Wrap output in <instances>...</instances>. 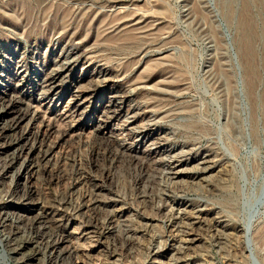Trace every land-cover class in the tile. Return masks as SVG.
I'll use <instances>...</instances> for the list:
<instances>
[{
  "label": "rangeland",
  "instance_id": "374dc122",
  "mask_svg": "<svg viewBox=\"0 0 264 264\" xmlns=\"http://www.w3.org/2000/svg\"><path fill=\"white\" fill-rule=\"evenodd\" d=\"M263 10L0 0V264H264Z\"/></svg>",
  "mask_w": 264,
  "mask_h": 264
},
{
  "label": "bare ground",
  "instance_id": "6f19581e",
  "mask_svg": "<svg viewBox=\"0 0 264 264\" xmlns=\"http://www.w3.org/2000/svg\"><path fill=\"white\" fill-rule=\"evenodd\" d=\"M250 10H251V3H245L244 4V11L246 13V16L248 18V24H247V27L245 29V34H244V42H245V48L247 49L248 53H249V57L251 59H253V51H252V41L254 39V22H253V19L250 15ZM229 11L230 13L233 12V9L232 7L230 6L229 7ZM263 14H264V10L262 11ZM250 16V17H249ZM247 21V20H246ZM247 23V22H246ZM244 24H242V26H244ZM244 29V28H243ZM249 76H250V79H251V82L250 85H251V89H253L254 87V83L252 81V79H255V77L257 76V71L255 69V67L250 66L249 67ZM260 105H264V103H260ZM5 110H3L2 108L0 109V119L5 117ZM22 119V118H21ZM12 128V127H11ZM9 128V129H11ZM260 128V127H259ZM5 130H8V126H4L2 128V133L5 132ZM1 134V133H0ZM261 134V133H260ZM2 135V134H1ZM253 140L254 142L256 143L258 140H259V132H258V125L254 127V130H253ZM14 144L11 142L10 144H8V146H13ZM112 153V152H111ZM113 154V153H112ZM42 155H48L47 152H45V154H42ZM19 156L16 155L15 153L12 154V156L10 157L9 159V164H7V166L5 167L7 169H10L13 167V165L17 162V160L19 159L18 158ZM263 197H264V193H263ZM264 199V198H263ZM258 215L260 216V214L257 212V213H254V216H251L250 217V221L248 223V225L246 226V234L247 236L249 237V241H250V245H249V249H251V251L253 252L254 251V248L252 250V247H253V230L255 231V226L258 222ZM263 215V213H262ZM213 227V226H212ZM59 232V231H58ZM50 237V236H49ZM17 244V242H16ZM27 251V257H28V260H34L37 256V254L39 253L37 250H36V247L33 246V243L30 239H26L21 241L13 250H12V254L13 255H19L21 253H24ZM38 252V253H37ZM63 261V260H62ZM55 264H62V263H55ZM65 264V263H64ZM70 264V263H69Z\"/></svg>",
  "mask_w": 264,
  "mask_h": 264
}]
</instances>
